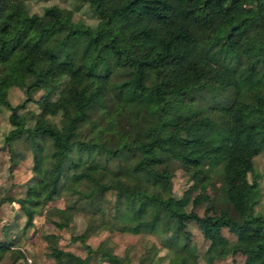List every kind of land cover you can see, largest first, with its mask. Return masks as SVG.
Instances as JSON below:
<instances>
[{
	"label": "trees",
	"instance_id": "1",
	"mask_svg": "<svg viewBox=\"0 0 264 264\" xmlns=\"http://www.w3.org/2000/svg\"><path fill=\"white\" fill-rule=\"evenodd\" d=\"M78 1L89 4L95 23L58 4L30 12L26 0H0V104L11 110L13 125L3 139L9 170L25 157L14 140L27 141L32 157L25 195L1 197L0 204L19 202L22 230L34 226L68 170L95 184L78 192L74 206L103 213L101 225H108L110 206L117 218L124 212L120 226L164 234V243L187 220L204 232L225 226L244 238L241 264H264V202L257 207L254 165L264 147L255 137L264 131V0ZM12 86L25 94L17 104L8 98ZM28 101L42 103V122L26 125L15 116ZM58 113L68 116L63 126L47 118ZM176 166L188 183L214 187L216 214L174 203ZM11 225H1L0 239L10 263L25 255L20 235L7 232ZM42 236L54 260L67 254L50 240L56 234ZM71 238L86 247L76 256L80 264L95 256L108 264L154 262V244L131 263L106 239L92 247L83 234Z\"/></svg>",
	"mask_w": 264,
	"mask_h": 264
},
{
	"label": "rangeland",
	"instance_id": "2",
	"mask_svg": "<svg viewBox=\"0 0 264 264\" xmlns=\"http://www.w3.org/2000/svg\"><path fill=\"white\" fill-rule=\"evenodd\" d=\"M30 12H41L45 5L58 4L73 10V18L83 20L86 23H95L96 18L87 2L78 0H26ZM41 91L35 93L37 98ZM25 94L21 87L12 86L8 91V98L13 104L22 101ZM11 110L0 104V198L12 196L16 199L25 195L26 181L31 176L32 157L27 141L23 138L13 141L15 151L25 152L24 158H17V164L9 170L10 152L4 142V134L13 125L9 121ZM15 116H22L26 125L42 122L46 115L43 114V105L38 101H28L25 106L15 110ZM47 118L56 124L63 126L68 116L64 113ZM257 140L264 139V131L255 134ZM256 171L260 174L259 188L260 199L257 207L264 202V147L254 157ZM67 177L61 179L59 190L52 200L46 202L44 207L35 215L34 226L22 230L24 213L19 207V202L4 200L0 204V239L4 237L3 223H12L7 232L20 235V244L24 249V256L13 258L12 253L1 252L0 264H80L76 257L86 255V247L79 240L71 238L74 234H83L85 243L92 247L99 245L106 239V244L119 254H128L130 262L135 263L145 254L148 247L155 245L154 262L152 264H241L245 245L242 236L231 233L225 226L218 229L210 228L207 232L201 230L193 220H187L173 235V240L164 243V234L150 232L133 233L127 227L120 226L125 221L124 212L115 216L110 206L105 208L108 214V225H101L103 213L94 211L93 208L75 209V199L78 192L92 189L95 184L85 178H78L67 170ZM173 189L177 199L174 203L186 210L194 209L199 214H216L219 210L220 200L214 187L188 183L187 174L182 168L176 166L173 174ZM45 188H42L44 193ZM108 196L113 199L112 193ZM46 213V214H45ZM115 216V219L113 217ZM116 220V221H115ZM115 225V227H114ZM116 225L118 228H116ZM13 228V229H12ZM42 233H53L56 237L50 240L57 242L58 246L67 251L59 260H54L48 253L46 241ZM26 245V248L24 247ZM70 252V253H69ZM23 254V253H22ZM158 259V261H157ZM87 264H108L100 261L97 256L92 257Z\"/></svg>",
	"mask_w": 264,
	"mask_h": 264
},
{
	"label": "crops",
	"instance_id": "3",
	"mask_svg": "<svg viewBox=\"0 0 264 264\" xmlns=\"http://www.w3.org/2000/svg\"><path fill=\"white\" fill-rule=\"evenodd\" d=\"M14 202V201H13Z\"/></svg>",
	"mask_w": 264,
	"mask_h": 264
}]
</instances>
